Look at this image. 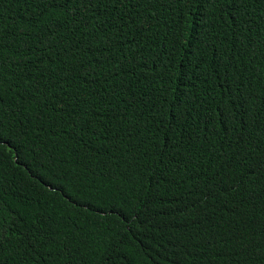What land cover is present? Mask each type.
Segmentation results:
<instances>
[{"label":"trees","instance_id":"trees-1","mask_svg":"<svg viewBox=\"0 0 264 264\" xmlns=\"http://www.w3.org/2000/svg\"><path fill=\"white\" fill-rule=\"evenodd\" d=\"M0 264H264V0H0Z\"/></svg>","mask_w":264,"mask_h":264}]
</instances>
